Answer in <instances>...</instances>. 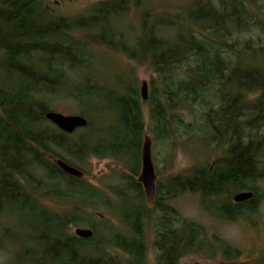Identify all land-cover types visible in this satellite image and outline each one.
Wrapping results in <instances>:
<instances>
[{"label": "trees", "instance_id": "obj_1", "mask_svg": "<svg viewBox=\"0 0 264 264\" xmlns=\"http://www.w3.org/2000/svg\"><path fill=\"white\" fill-rule=\"evenodd\" d=\"M154 1L107 0L68 17L50 13L45 0H0V219L13 203L29 201L34 221L43 222L42 254L50 262L147 264L149 226L154 264L237 255L169 204L198 195L214 200V214L225 220L256 210L254 200L233 205L219 198L256 193L254 183L264 178V0H197L186 17L143 14L132 50L115 24L131 7L140 12ZM244 35L253 41H241ZM95 47L146 61L155 74L150 96L141 99L134 79L120 75L108 86L88 74ZM56 98L74 102L87 126L68 135L49 123L45 114ZM146 139L166 163L195 144L207 155L188 174L156 180L150 203L139 182ZM92 159L121 169L115 186L100 189L57 166L83 174ZM79 226L92 237L73 235Z\"/></svg>", "mask_w": 264, "mask_h": 264}, {"label": "rangeland", "instance_id": "obj_2", "mask_svg": "<svg viewBox=\"0 0 264 264\" xmlns=\"http://www.w3.org/2000/svg\"><path fill=\"white\" fill-rule=\"evenodd\" d=\"M102 1L107 0H45V5L50 13L69 17L78 16ZM196 1L155 0L140 12L131 7L130 12L124 19H120L118 24L115 25L125 35L128 47L134 50V47H136L135 38L141 31L140 21L142 16L145 14L176 15L178 13L180 16L186 17L190 13V6ZM154 12L155 14H153ZM162 34L167 38L171 37L170 30L163 31ZM240 40H247L249 44L250 41H253L248 35L242 36ZM92 49L95 59L92 61V68L88 70V74L106 81L108 86L114 85L120 75L127 78L124 80L132 81L134 79L138 94H140L141 85L146 83L148 97L150 96L153 90L150 81L155 77V74L146 61H136L123 53L103 47ZM136 51L137 49L135 53L138 54L139 52ZM125 74L132 76V78L125 76ZM49 106L51 111L64 116H81L78 106L65 98H56L49 103ZM142 109L147 119V106L143 105ZM200 148L198 144L180 148L174 159L171 161L168 159V163L163 161L160 154L154 155L150 150L156 180L165 181L169 176L188 174L197 162L196 159L201 160L204 156L207 157L206 150ZM209 158V163L212 165L214 160L211 157ZM262 164L264 169V159ZM86 165L84 168L85 173L82 174L81 178L91 185L106 189L109 186H115L117 183L121 169H118L114 162L92 159ZM253 186L256 192L257 209L235 220H225L221 219L218 216L219 214L215 215L217 208L213 206V204H216L212 202L214 200L204 202L198 195H183L170 202L169 205L181 217L202 227L209 241L217 238L238 252L237 255L228 257L222 253H216L212 256L191 254L185 256L179 264H264V178L256 181ZM220 202L233 204L232 197L228 200V195L219 198ZM30 205L29 201L26 202L24 199L21 204L13 203L6 210L7 214L5 216L7 218L5 219V216L1 217L0 264H58L56 261L50 262L42 254L48 245L45 241H42V236L45 234L43 231L44 226L40 220L34 221L32 217L34 215L30 212ZM49 208L58 210V206L52 204ZM99 212L104 215L103 220L109 223L112 228L123 232L124 228L118 226L110 213L105 210H99ZM93 217L98 219L96 215ZM78 228L89 229L84 226ZM74 229L75 227L71 228L73 235ZM37 237L40 239H36ZM154 237L152 227H147L145 229L147 264H154ZM111 253L117 260L125 258V255L121 252L112 251Z\"/></svg>", "mask_w": 264, "mask_h": 264}, {"label": "water", "instance_id": "obj_3", "mask_svg": "<svg viewBox=\"0 0 264 264\" xmlns=\"http://www.w3.org/2000/svg\"><path fill=\"white\" fill-rule=\"evenodd\" d=\"M140 96L143 101H145L148 98V92H147V84L143 83L141 85L140 89ZM45 119L57 127L60 131L71 135L74 132H76L79 129H82L87 126V120L82 116H64L60 113H56L53 111H49L45 114ZM57 166L66 174L74 177H81L82 174L67 166L61 161L57 162ZM155 171L151 160V153H150V142L149 140H145V143L143 145L142 149V158H141V173L139 176V182L141 183L145 196L150 203L152 198L154 197L155 193ZM252 197V194L250 192H241L236 194L233 197V201L235 203H242L245 201L250 200ZM74 235L83 240H87L92 237V231L90 229H81V228H75L74 229Z\"/></svg>", "mask_w": 264, "mask_h": 264}, {"label": "flooded vegetation", "instance_id": "obj_4", "mask_svg": "<svg viewBox=\"0 0 264 264\" xmlns=\"http://www.w3.org/2000/svg\"><path fill=\"white\" fill-rule=\"evenodd\" d=\"M243 192H244V191H243ZM248 192H250V191H248ZM240 193H241V192H240ZM250 193L252 194V197H251L250 200H254V201H255V207H256L255 209H257L258 206H257L256 194H255L254 192H250ZM237 194H238V193H237ZM235 195H236V194H235ZM235 195H234V196H235ZM234 196H233V197H234ZM233 197H232V202H233L234 205L241 204V203H235V202L233 201ZM250 200H248V201H250ZM248 201H245V202H248ZM245 202H242V203H245Z\"/></svg>", "mask_w": 264, "mask_h": 264}]
</instances>
